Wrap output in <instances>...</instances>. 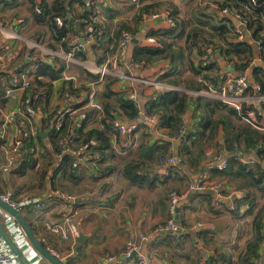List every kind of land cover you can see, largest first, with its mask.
<instances>
[{
    "label": "crops",
    "instance_id": "obj_1",
    "mask_svg": "<svg viewBox=\"0 0 264 264\" xmlns=\"http://www.w3.org/2000/svg\"><path fill=\"white\" fill-rule=\"evenodd\" d=\"M203 1L201 0V3ZM210 1V7L214 9L216 4L214 0ZM196 2L200 4L199 0ZM95 6L100 9L103 16L106 14L114 17L112 21L105 17V22L109 21L112 28L120 21H125L134 27L136 29L134 37L143 46H150L146 37L151 30L169 28L163 17L153 19L139 16L132 0H86L85 5L75 3L73 13H70L71 17L81 21V18L77 16L86 10H93ZM182 12L181 9L180 16L188 23L184 31V34H187L192 23H196L195 18L198 17V13L187 17ZM136 15L139 17L137 20ZM189 18L192 19L191 24L188 21ZM248 32L250 36V31ZM71 36H80V34L78 32L77 35L71 34ZM33 41L52 48L50 45L53 40L49 27L36 22L32 1L0 0V167L4 165V146L11 134L9 132L6 138L1 137L4 116L9 111H15V114H18L20 110L26 112L32 109L31 105H26L31 93L19 87H13L12 92L8 90L11 86L9 80L13 73L17 72L16 66L20 67L25 62L31 61L29 55L30 50H33L30 47ZM179 43L184 46L185 38H181ZM109 47H111L110 44ZM131 49L133 50V44L130 47L132 52ZM258 49L257 47V51ZM86 51L90 56L88 60L97 64L93 60V52L91 54L87 49ZM99 51H102V48ZM211 58L219 60L221 69L226 73L236 74L235 71H227V68L232 66L227 59L218 54L217 50ZM42 59L53 61L54 57H42ZM191 60L194 62V67L199 69L200 57L196 49H192ZM185 64L188 63H184L178 74L184 86L169 85L176 87L174 89L195 91L190 90L192 88H186L185 83L195 79L201 80L202 74L207 71L196 74L189 65ZM172 65L170 58L160 59L140 71L139 76L159 81V77ZM78 67H80L78 64L67 65L65 72L69 78L65 79L62 76L54 81L47 103L43 107H36L38 112L35 121L42 131H45L49 127H54L51 125H54L55 117L60 111L67 107L74 108L75 112L67 116L65 131L80 132L81 142L85 147L96 150L99 160L78 157L76 163H68L66 168H59L62 153H55V145L48 134L36 141L38 152L28 153L20 167L0 171L1 192L9 193L14 200L23 205L22 213L39 240L42 236H46L61 254L60 259L66 264H97V259L105 254H119L124 264H132L131 261L123 259L126 243L129 240L138 241L143 234L150 237L143 243V251L147 252L151 243H155L162 253V257L157 259L159 264H205L209 256L219 252L227 253L232 259V264H238L240 253L251 238L246 237L245 229V226H248L245 222L251 217L245 214L248 206L238 201L244 198L242 192L245 190L237 189L235 181L230 178L215 176V172L221 161L233 155L250 161L246 164L257 158L255 151L246 150L243 133L232 128V124L246 123L238 115L224 117V124L211 144L200 148L198 147L200 141L193 137L186 147H182L180 142L176 148L175 143L178 142V138L167 135L166 130L156 123L151 126L144 122L141 116L137 120L128 121L123 115H116L113 125L118 120L124 124L134 122L138 124L133 132L125 135L119 132L115 125L112 126L103 110L101 96L105 80L91 81L81 70L82 67ZM209 72L217 75L220 69L217 67ZM247 75L251 77V73ZM76 78V81L82 78V82L92 88L91 91L79 89L82 85L75 83L73 88L78 91L72 93L66 81ZM42 79L45 82L49 81L47 77ZM112 88L117 92H135L137 103L141 108L145 107L149 97L160 92L151 85L137 83L134 87L120 80L116 81ZM39 92L34 94V98ZM188 93L193 97L197 96L194 93ZM25 94L26 100H24ZM228 108H222L221 113L228 114ZM54 113L55 116H53ZM199 113L201 111L196 110L192 105L183 115L186 129L189 126L191 132L195 131ZM258 116L264 125V109L259 110ZM48 121L50 126H45ZM95 129L102 131L107 137L108 147H102V138L92 132ZM165 142H171V145ZM26 144L30 145L28 140ZM163 150H166V154L179 159L175 164L165 165L170 168L169 176L163 174L164 166H160L158 162ZM20 168L23 173H18ZM126 171L141 178L142 183H132L126 176ZM200 176H205L210 181H220L221 194L212 195L206 190L195 192L189 190V182ZM172 189L186 194L180 203L181 232L164 235L156 231V228L160 224H165L168 219L169 193ZM68 195L74 198L70 199ZM237 209L239 211L235 213L233 210ZM68 212L74 213V219L84 235L80 241L77 240V236L72 240H63L59 235L50 233L45 228L47 223L59 221ZM2 221L6 223L8 219L2 218ZM6 224L32 264H51L33 248L17 223L11 220ZM0 246L11 251L1 234ZM261 264H264V244Z\"/></svg>",
    "mask_w": 264,
    "mask_h": 264
},
{
    "label": "trees",
    "instance_id": "obj_2",
    "mask_svg": "<svg viewBox=\"0 0 264 264\" xmlns=\"http://www.w3.org/2000/svg\"><path fill=\"white\" fill-rule=\"evenodd\" d=\"M31 1L33 16L36 22L46 24L49 27L53 40L50 46L53 49L62 47L64 50L69 51L71 49L69 40H64L63 37L67 34L77 35L78 31L75 23L67 15L68 13H73L75 3L85 5L86 0H42L40 3V13L35 12L34 9L36 0ZM177 1L179 0H140L142 4L137 11L139 16L156 11L158 8H169L170 15L175 20L176 26L167 29L151 30L149 32V36H157L161 40L163 43L162 48L143 46L140 43L133 44V63L144 62L145 67H147L154 61L170 58L173 65L158 80L181 87L184 86V83L178 77V74L184 63L187 62L188 64L185 65H189L196 74H202V71L207 72L202 74L201 80L187 81L185 87L192 88L190 90L203 91L208 90L211 86L217 87L218 83L227 76V73L221 69L219 60L216 61L211 58L217 50L218 54L227 59L231 66L234 67L236 74H240L248 69L252 70L251 77L249 76L250 80L260 83L264 89V67L254 63L257 57L261 58L264 62V0H257L255 5L250 0H214L216 4L214 9L210 7V0H204L202 3L199 0L200 6H202L200 8L201 11L198 13L196 23L190 27L187 34H184V31L188 23L185 18L180 16L181 7ZM186 1L188 0H180V2ZM224 9H227L228 12L222 13ZM92 11L86 10L77 16L81 18L83 32L86 31V27L82 20L85 17H89ZM56 16L64 18L65 26L63 28L56 26ZM105 17L111 21L114 19V17H109L106 14ZM135 19L137 20L139 17L136 15ZM236 21L245 22V27L250 31V36H245L242 40L238 39ZM110 25L109 21L108 23L105 22L103 40L99 46L93 47V60L98 65L103 64L107 57L115 51L120 34L124 29L131 31L133 35L136 30L125 21H120L114 28ZM110 29L113 30L111 31ZM181 38H185L184 46L179 43ZM214 40L217 41L214 42ZM109 44L111 47H109ZM257 47L259 51H257ZM101 48L102 51H99ZM192 49H196V53L200 57L199 69L194 67V62L191 60ZM205 55L206 58L204 57ZM29 57L31 58L30 62H25L20 67L16 66L15 70L21 72L31 64L36 66L35 77L26 89L27 93H31L26 105H31L33 108L37 106L43 107L47 103V100H49L54 81L63 76L67 63L60 57L54 58L53 61L42 60L34 50H30ZM76 57L83 60L90 58L86 50L77 52ZM217 67L221 70L217 75L209 72L214 71ZM81 70L91 81H99V74H95L84 67ZM42 77H47L49 81L45 82ZM104 80L105 87L102 92L101 103L112 126H114L113 121L119 114L123 115L128 121L138 118L141 114L140 104L135 100L129 99L126 95L127 92H117L112 88V85L118 79L113 76H106ZM217 81L219 82L217 83ZM70 84L67 87L71 88L72 93H76L78 89L73 88L71 82ZM186 90L181 88L163 90L152 95L145 102L146 115L158 117L161 120L160 127L166 130L167 135H173L176 138L179 137V131L185 124L183 115L189 108L194 105L196 110L201 111L195 131L191 132L186 139L181 141L182 147H186L188 141L196 137L200 141L198 147L203 148L207 144L212 143L220 127L224 124V117L230 118L231 115H238L242 119V116L235 109L222 101L201 94L193 97ZM36 92H39V94L37 93V97L34 98ZM26 99L27 95L25 94L24 100ZM26 105L23 107L24 109ZM225 107H229L227 109L228 114L226 115L221 113V109ZM261 108L264 109V104ZM215 114H218V116H214ZM53 116H55V113ZM45 126H50L49 121ZM232 128L243 133L246 140V150L255 151L257 158L251 163L246 164L239 160V156L233 155L227 159L228 168L225 170L216 169L215 176L234 180L237 189H242L246 192L244 198L238 201L240 204L248 206L245 214L252 217L253 235L240 253L238 264H261L264 244V200L261 201L264 199V131L246 124H232ZM92 132L97 133L102 138L103 148L108 147V139L102 131L95 129ZM61 134L62 132L57 131L54 127L49 133L51 141L55 145V153L57 154L61 153L59 146ZM39 137L42 139L41 135ZM27 140L31 144L32 138H27ZM165 144L171 145V142H165ZM169 156L172 155L166 154V150L161 151L158 162L160 163ZM30 161L33 162L34 160ZM76 161L73 155L64 154L62 155L59 168H66L68 163H76ZM18 173H23L22 168L18 169ZM125 174L132 183H142L141 178L131 175L129 171H126ZM233 211L237 213L239 210ZM224 263L232 264L231 257L224 252L209 256L205 262V264Z\"/></svg>",
    "mask_w": 264,
    "mask_h": 264
},
{
    "label": "built area",
    "instance_id": "obj_3",
    "mask_svg": "<svg viewBox=\"0 0 264 264\" xmlns=\"http://www.w3.org/2000/svg\"><path fill=\"white\" fill-rule=\"evenodd\" d=\"M41 1L42 0H36L34 9L37 13L41 12ZM132 1L135 3L136 10L138 11L142 3L140 0ZM250 2L255 5L257 0H250ZM227 12V9L222 10V13ZM143 16L153 19L163 17L169 27L176 26L175 20L170 15L169 8L157 9L156 11L145 13ZM82 22L86 27V31L84 32L86 40L90 42L93 47L99 46L104 37L105 16H103V13L97 6H95L91 15L89 17L83 18ZM239 23L240 24L237 25L238 39L242 40L245 38V33L242 29V26L245 27V22L239 21ZM55 24L58 28H63L65 26L64 18L62 16H56ZM134 38L135 37L131 31L124 29L120 34L115 51L109 55L105 62L101 65L93 64L88 59L83 60L76 57L77 52L86 50L85 45L80 42V36H71V34H67L65 37H63L64 40H69V46L71 47L69 51L64 50L62 47L59 49L47 48L40 42L36 41L31 42L30 47L40 55V59H42V57H60L66 61L68 66L70 64H78L83 66L93 73L99 74V81H103L106 76H113L120 81L132 84L134 87L135 84L142 83L145 85H151L160 91L176 88L164 82L154 81L139 76V72L145 68L144 62L133 63V61L130 62L128 59L130 47L133 44ZM146 41L150 46L160 48L163 47V43L157 36H147ZM204 57L206 58V55ZM259 59L260 58H256L254 63ZM35 70L36 66L31 65L24 71L13 73L12 78L9 80V84L11 86L9 87L8 92H12L13 87H19L23 90H26L35 77ZM63 77H69L67 72H63ZM188 92L194 93L195 95H205L210 98L222 101L229 107L235 109L237 113L242 116V120L246 124L264 131V125L261 123V120L258 116L259 110L262 109L261 106L264 104V89L260 83L252 82L247 74L227 73V76L218 83L217 87H210L208 91ZM126 95L129 99L135 100L137 102V95L135 92H127ZM37 112L38 108L32 107V109H28L26 112H24V110H20L18 113L20 115L15 114V111H9L4 116V122L2 124L3 132L1 137L6 138L9 132H11V134L9 141L4 146L5 162L4 165L0 167V171L18 168L23 164L28 153L36 154L38 152V144L36 141L40 139L39 136L41 135L42 129L35 121ZM74 112V108L67 107L57 114L56 120L54 121V128L57 131L62 132L59 138L60 151L62 155L70 153L71 155H75L79 158L98 161L99 155L90 148L85 147V145L81 142L82 138L80 132L76 130L64 132L67 116ZM142 115L145 117L147 122H153L158 126H161V120L158 117L147 116L145 111L143 114L141 112L139 117L135 120L139 119L140 116L142 117ZM114 125L119 130V132L125 135H129L138 127L137 122L124 124L119 120L115 121ZM185 131L186 125H183L179 131L178 139L185 133ZM27 138H32V144H26ZM178 160L179 159L174 156H169L159 163L160 166H164L163 174L165 176H169L170 174L169 168L165 167V165L175 164ZM239 160L243 163L250 162L246 161V159L242 157H239ZM217 168L219 170L227 169L228 161H221L217 165ZM221 186L222 183L220 181H210L207 177L200 176L197 179H192L189 182L188 189L194 191H204L211 189L215 190L219 195L221 194L219 191ZM242 193L243 195H246L245 191ZM185 196V193H181L176 189H172L170 191L168 219L165 224L158 225L156 231H170L172 234L177 232L179 225L177 223L176 215L180 203L183 201ZM67 197L70 199L74 198L72 195H68ZM0 198L5 202L10 203L17 210L23 211V205L14 200L9 193H3L0 191ZM39 205L40 204H38V206ZM45 228L50 233L59 235L63 240L74 239L79 235L80 231L78 223L74 219L73 212L64 214V216L55 223H47ZM149 238L150 237L148 235L143 234L138 241L129 240L126 243L123 256H133L135 264H159L157 259L162 257V253L155 243H151L147 252L143 251V243L149 240ZM40 241L54 256L59 258L61 257L59 251L46 236H42ZM0 264L21 263L12 251L6 250L4 247L0 246ZM97 264H124V261L121 260L119 254H105L101 255L97 259Z\"/></svg>",
    "mask_w": 264,
    "mask_h": 264
},
{
    "label": "water",
    "instance_id": "obj_4",
    "mask_svg": "<svg viewBox=\"0 0 264 264\" xmlns=\"http://www.w3.org/2000/svg\"><path fill=\"white\" fill-rule=\"evenodd\" d=\"M69 19H71L74 23L75 26L80 34V42L83 43L86 47V49L92 54L93 52V45L88 42L84 36V32L82 30V23L80 20L75 19L73 17H71V14L68 13L67 16ZM239 21L236 22V25H239ZM242 29L245 33V35L248 37L249 36V32L247 30L246 27L242 26ZM138 43V39L134 38L133 39V44H137ZM132 50V49H131ZM129 61H132V52L129 51ZM30 60V59H29ZM256 65L258 66H263L264 67V62L263 60H258L255 62ZM227 71L229 72H234V67H228ZM252 73V70L249 71H244L241 72L240 74H249ZM145 111V107L141 108V112L143 114V112ZM142 119L143 121H145L146 123H149V125L153 126L154 123L152 122H147L145 120V117L142 115ZM128 124V123H127ZM52 130V127H49L48 129H46L45 131H41V136L46 137ZM191 130L190 127L188 126L185 133L178 139V142H176V148H178L179 143L181 141H183L184 139H186L188 137V135L190 134ZM70 154V153H67ZM71 155V154H70ZM74 158L77 159L78 157L74 155ZM221 189H219L220 191ZM207 193H210L212 195H216V191L215 190H211V189H207L206 190ZM195 192V191H194ZM12 196V195H11ZM2 218H7L8 221L13 220L14 223H17L19 225V228H21L23 230V232L25 233V237L27 238V240L29 241V243L33 246V248L42 256L44 257L47 261H49V263L51 264H66L62 259H60L59 257L54 256L46 247L43 243H41V241L39 240V238L37 237V235L35 234L34 230L32 229L31 225L28 223V221L25 219L22 211L17 210L16 208H14L10 203H7L5 201H3L0 198V234L3 238V241L6 242V244L9 246V248L11 249V251L16 255V257L19 259V261L21 262V264H32L31 261L27 258L26 254L24 253V250L22 249L20 243L17 241L16 236L14 235V233H12V231L10 230L8 224L4 223L2 221ZM176 219H177V223L179 225V229L177 230L176 233L181 232V221H180V206L178 208V212L176 215ZM160 234H171L170 231H161ZM84 237L83 233L80 231L79 235L77 236V240L80 241L82 238ZM123 259L126 261H131L132 264H135V261L133 259V256L131 257H125L123 256Z\"/></svg>",
    "mask_w": 264,
    "mask_h": 264
},
{
    "label": "rangeland",
    "instance_id": "obj_5",
    "mask_svg": "<svg viewBox=\"0 0 264 264\" xmlns=\"http://www.w3.org/2000/svg\"><path fill=\"white\" fill-rule=\"evenodd\" d=\"M177 3H178V5L181 7V9H182V13L184 14V16H186L187 15V17H190L189 15H191V14H194V13H199V11H201L200 10V8L202 7V6H200V4H198L197 2H196V0H188V1H186V2H180V0L179 1H177ZM184 3V4H183ZM164 6H166V5H164ZM196 19V18H195ZM192 19H190L189 18V23H190V21H191ZM195 23V22H194ZM194 23H192L193 25H194ZM191 24V23H190ZM193 25H191V26H193ZM190 26V27H191ZM78 66H80V65H78ZM78 68H80V67H78ZM83 68V67H82ZM79 70V69H78ZM75 72H77L76 71V69H75ZM80 73H82L83 74V72L80 70ZM81 74V75H82ZM69 76V75H68ZM69 78V77H68ZM65 79H67V78H65ZM77 80V78L76 79H73V80H67L66 81V85H68V84H70V82L72 83V87H73V84H75V83H80V85H82L81 87H79V89H86L87 91H91V87L90 86H88L87 84H84V82H82V78H81V80H79V78H78V80L79 81H76ZM71 85V84H70ZM77 105V104H76ZM235 185H236V183H235ZM264 199H262L261 201H263ZM248 226H245V229H246V237H248V238H250V237H252V235H253V229H252V217H250V220H247L246 222H245Z\"/></svg>",
    "mask_w": 264,
    "mask_h": 264
}]
</instances>
